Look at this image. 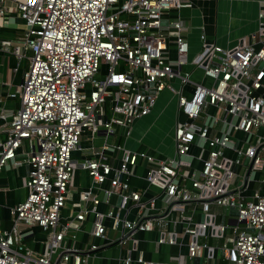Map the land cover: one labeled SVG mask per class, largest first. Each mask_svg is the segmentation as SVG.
Returning a JSON list of instances; mask_svg holds the SVG:
<instances>
[{
	"label": "built area",
	"instance_id": "1",
	"mask_svg": "<svg viewBox=\"0 0 264 264\" xmlns=\"http://www.w3.org/2000/svg\"><path fill=\"white\" fill-rule=\"evenodd\" d=\"M191 6L188 0L18 2L26 23L24 41L0 47V55L7 51L26 57L24 50L31 54L21 84L9 93L20 106L7 137L0 139V171L19 163L18 150L24 144L36 141L37 147L25 158L27 197L10 209L13 227L0 230V264H93L99 252L111 246L117 250L110 257L114 264H200L195 262L203 249L209 257L217 249L205 241L209 237L224 239L218 249L233 264H264V188L246 193L253 182L264 183L258 177L264 171V10L257 32L232 48L207 43L202 36V51L189 60L188 25L169 13ZM8 10L7 0H0V17ZM171 41L176 43L175 59ZM191 62L203 70V81H193L192 72L183 73ZM101 64L108 70L97 78ZM176 79L179 90L172 85ZM187 85L193 88L190 96L184 93ZM167 88L178 94V111L185 116L176 125L175 157L159 159L151 151L106 141L101 151H92L93 158L76 164L72 153L85 130L103 129L109 137L124 129L129 138L135 122L152 113ZM195 145L208 148L199 168L193 166ZM227 149L238 154L237 160L249 159L242 172L234 169L237 160ZM114 150L121 151L118 165L106 154ZM141 161L146 163L148 187L157 192L147 198L131 181ZM78 167L88 171L92 186L80 192L84 207L64 219L61 213ZM108 180L110 186L104 188ZM101 202L110 207L99 210ZM191 202L201 206L202 221L193 222L184 214ZM213 204L237 209L238 224L231 236H225L226 224L216 221ZM122 208H127L124 215ZM89 213L94 215L92 240L80 248L75 242L78 233L86 231ZM178 213L189 241L169 228ZM33 226L48 233L43 253L24 244L33 230L23 229ZM151 231L159 234L158 247L177 246L178 252L167 261L146 257L139 234ZM68 241L70 246L64 244Z\"/></svg>",
	"mask_w": 264,
	"mask_h": 264
},
{
	"label": "crops",
	"instance_id": "2",
	"mask_svg": "<svg viewBox=\"0 0 264 264\" xmlns=\"http://www.w3.org/2000/svg\"><path fill=\"white\" fill-rule=\"evenodd\" d=\"M26 0H7L8 13L6 16L0 17V47L13 48L15 45H21L24 41L26 23L18 13V2ZM192 3L191 7H184L180 11L173 10L169 13L170 17L180 16L187 23L188 28L186 37L189 41V60L198 55L203 49V38L207 43L217 44L224 48H232L238 44L243 38L247 37L253 32H257L259 28V12L264 10V0H188ZM171 57L176 58V43L171 41L169 43ZM26 57L19 58L15 53L2 51L0 55V139H5L8 134V128L11 124L13 114L20 106L18 99L9 97V93L14 91L16 86L20 85L25 69L29 66L30 51L24 50ZM196 71V68H193ZM194 71V72H195ZM202 78V79H201ZM203 81V77L201 76ZM208 81V80H206ZM192 86H186L184 93L187 96L192 93ZM177 119L174 130H176L177 121L184 120V116L178 111L176 107ZM158 110L154 108L152 113L138 119L132 130L129 138H125L123 129H119L115 136L107 137L105 131L100 129L93 133L91 130H85L81 136L80 147L73 151L72 158L76 164L80 165L86 159L93 158L92 151H101L103 144L108 141L114 144H125L131 150H148L153 152L159 159H166L175 157V131L172 137L170 134L163 135L159 128L153 127L159 119ZM184 118V119H183ZM156 121V122H155ZM24 144L18 150L17 160L18 164H9L0 171V230H10L14 225V219L10 214L11 207L24 201L27 197L28 190L25 186V181L29 175V166L25 161L27 152L36 148V141L33 143ZM208 148H200L195 145L192 149V154L196 157L193 161L194 167H201V158L207 155ZM109 161L113 165H118L120 161L121 151H107ZM226 154L235 161L238 154L231 149L226 150ZM245 165V157L241 156L236 161L234 169L243 170ZM134 176L131 177L133 187L141 191H146L144 197H151L157 194L155 187H148L149 183L146 181V163L140 162L137 168L133 169ZM264 172V171H262ZM261 172V173H262ZM261 178V177H260ZM251 189L246 191L247 195L253 194L256 188H264V183L253 182ZM92 186V179L88 171L78 167L75 171V176L69 190V197L66 206L63 208L62 217L64 219L75 217L76 214L84 207L81 202L80 192L89 189ZM104 188L110 186L109 180L103 184ZM102 190L98 193L102 196ZM111 201L113 205L117 204V197L113 196ZM91 203H88V207ZM109 204L101 202L99 210L106 211ZM9 208V209H8ZM127 208H122L121 214L124 215ZM211 212L216 214V221L225 223L227 231L225 236H231L233 233V226L238 224V218L230 212L229 207L212 205ZM130 218H134L135 209L130 211ZM184 214L191 216L193 222L202 221L203 212L200 205L195 203H188L184 207ZM70 216V217H69ZM94 215L89 213L86 218L84 228L86 231L78 233V241L76 246L82 248L92 240L89 235L92 229V220ZM225 221V222H224ZM40 226H33L32 235L26 237L24 240H30L34 247L39 249L37 253H43L46 250V245L36 243V232L34 228ZM186 223L182 221L180 213L174 216L173 222L170 223V229L178 232V237H184V241H189L190 237L184 234ZM42 229V228H41ZM43 230V229H42ZM115 235V232H113ZM157 231L143 232L139 234L140 243L139 248L144 251L146 257L152 260L167 261L175 255L179 248L171 245H161L158 247L156 241L158 238ZM208 244L217 247L212 257H209V251L204 250L201 253L200 264H233L226 257L221 249H218L223 244L224 239L220 237L205 238ZM67 246L71 245L68 241ZM184 247V246H183ZM117 253L115 247L111 246L99 252V257L95 258L93 264H114L110 257H114ZM206 257V258H205ZM196 263V262H195Z\"/></svg>",
	"mask_w": 264,
	"mask_h": 264
},
{
	"label": "rangeland",
	"instance_id": "3",
	"mask_svg": "<svg viewBox=\"0 0 264 264\" xmlns=\"http://www.w3.org/2000/svg\"><path fill=\"white\" fill-rule=\"evenodd\" d=\"M193 68H196V67L194 64H192V62L190 64L184 65L183 73L185 74L186 72H192L191 79L193 81H200L202 79L201 76L203 77V70L200 68H196V71H195V70H193ZM107 70H108V65L101 64L100 73L97 76V78L104 77L107 73ZM172 85L176 90H179L180 84H179V81L177 79L172 82ZM187 86H189V85H187ZM90 91H91V88L88 84L86 87V92L89 94ZM177 105H178V94H176L172 89L167 88L166 90H164L163 92L160 93L159 99H158L156 106H155L156 111L158 110V118L157 119H159V120L157 121V123L154 124L153 127L159 128L160 131L163 133V135H165V133H166V134H170V137H172V135L174 134V132H171V131L172 130L175 131L174 127H175L176 119H177V111H175V110H176ZM181 115H183V114H181ZM184 118H185V116H184ZM239 136H241V134H239ZM239 172H242V169H240ZM258 177L259 178L261 177L260 179L263 180L264 179V172L258 174ZM63 212H64V210H62V213H61L62 215H64ZM30 229H31V227H29L28 229H23V231H27ZM34 230L36 232V239H35L36 241L35 242L38 244H44V246H45L48 233L39 227L34 228ZM24 244L27 247L33 249L34 251L38 252V250H39V249L34 247L33 243L30 240H24Z\"/></svg>",
	"mask_w": 264,
	"mask_h": 264
},
{
	"label": "water",
	"instance_id": "4",
	"mask_svg": "<svg viewBox=\"0 0 264 264\" xmlns=\"http://www.w3.org/2000/svg\"><path fill=\"white\" fill-rule=\"evenodd\" d=\"M163 23H164V24H168V19H164V20H163ZM150 85H151L152 87H154L155 83H154V82H151ZM141 88H143V87H141ZM152 92H154V91H152ZM239 158H240V156H239ZM245 164H249V159H248V158L245 159ZM236 182H238V183L240 182L239 177H237ZM121 201H122V197H119V199H118V204H120ZM230 212H231L232 214H234L235 216H237V214H238V211H237V209H235V208H230ZM224 222H225V221H224ZM200 232L202 233V232H203V229H201ZM198 243H199V244H202V243H203V236H202V235H200V236L198 237ZM196 263H199V258L196 259Z\"/></svg>",
	"mask_w": 264,
	"mask_h": 264
}]
</instances>
